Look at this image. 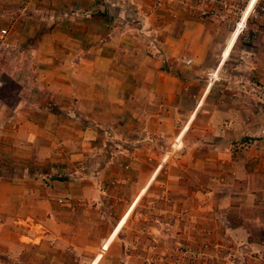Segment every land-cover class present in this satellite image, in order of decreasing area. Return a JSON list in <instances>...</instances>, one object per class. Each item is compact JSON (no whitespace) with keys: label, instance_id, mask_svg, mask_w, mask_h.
<instances>
[{"label":"crops","instance_id":"crops-1","mask_svg":"<svg viewBox=\"0 0 264 264\" xmlns=\"http://www.w3.org/2000/svg\"><path fill=\"white\" fill-rule=\"evenodd\" d=\"M72 1L48 6L47 28L31 41L29 20L0 21L8 29L2 50L28 56L19 65L0 58V78L18 86L13 104L0 103V157L23 173L33 158L63 171L48 183L0 176V264H117L122 226L115 235L112 228L154 180L160 155L176 156L169 187L196 219L188 236L218 243L226 264H254L264 241V117L254 106L257 93L264 97V40L239 48L247 73L213 86L215 72L206 70L218 71L236 40L214 60L222 45L211 24L152 16L128 28L78 14L85 6ZM71 10L76 17L65 20ZM138 28L144 34L125 32ZM246 90L253 99L244 105ZM161 141L168 147L160 150ZM116 184L131 198L114 218ZM107 210L111 223L100 227Z\"/></svg>","mask_w":264,"mask_h":264},{"label":"rangeland","instance_id":"rangeland-1","mask_svg":"<svg viewBox=\"0 0 264 264\" xmlns=\"http://www.w3.org/2000/svg\"><path fill=\"white\" fill-rule=\"evenodd\" d=\"M72 2L74 1L0 0V21L11 18L16 19V23H23L24 18L29 20V28L31 29L30 32H32L29 36L31 41L34 38L36 39L39 33L47 28L45 26V24L47 25L45 15L48 14L44 10L48 6L70 5ZM82 4L85 7L83 10H79L78 14L85 12L88 17H93L98 22L106 21L110 16L113 20L122 22V24L126 23L128 28L133 23L140 26L137 22H145L152 19V16L154 19L159 16L161 20H170L171 22L175 20V23L189 19L198 21L201 24H208L207 26L211 24L212 26L207 29L209 35L217 38V42L222 45L216 49L214 60L218 57L219 49L223 47L224 43L226 44L221 51L220 58L227 56L234 40H236L230 54L225 58L218 71H214L211 67L206 70L208 77L211 76L212 72H215V83L213 86H216L215 84L217 83H232L234 72L247 73L249 65L245 61L247 55L243 51L239 53V48L246 50L255 45L260 47L257 43L262 44V40H264V0H82ZM88 5L90 8L93 7L92 12L87 11ZM107 10H109L108 13L106 12ZM28 15L30 16L28 17ZM64 16L65 20H67L69 17H76V14L71 10L69 14H64ZM178 29L177 26L175 29L172 28V31L177 34L179 33ZM161 30L159 35H161ZM143 31L145 30L139 28L133 29V31L125 30L126 33L131 32L134 34H142ZM5 41L6 39L4 38L0 42V58L3 63L9 64V61L12 62L14 59H19L16 62V65H19L22 62L20 60L28 59V56L20 57L15 52V49L8 52L3 51L2 49L6 47L3 45ZM239 54L242 57H238ZM220 58L218 65L221 64ZM0 80L2 81L0 84V103L2 105L8 103L11 105L16 100L18 86L6 77H2ZM241 82L246 89L248 85L250 86L247 80ZM247 91H242L239 94L241 95L240 102H242V99L245 100V102H242L244 105H247V99H253V96H249ZM252 92L255 91L251 89ZM254 99L256 101L254 106L259 112L258 115L264 117L263 93H260L259 96L257 93ZM241 112L243 116H247V108L242 109ZM205 142L207 145L211 144L210 141ZM159 144L158 148L160 150L169 145L168 142L165 143L163 141ZM179 144H181L180 141L173 147L176 152L184 147L182 145L179 146ZM171 157L174 158L176 156L167 157L166 155H160L157 158L158 166L160 167L162 164V167L154 180L146 190L145 187L137 193L127 210L113 226L114 235L122 226L117 239L121 242L123 252L119 254V246L113 248L115 249L114 251L118 252L117 264H189L190 259L186 255L185 250L199 247L201 243L199 235L188 236L187 232L188 229L196 227V219H192L194 214H190L188 210L190 208L180 205L173 199L176 196L174 194L178 192L175 193V189L169 187L171 183L168 179L167 166L171 165L169 164ZM26 164H28V171L23 173V164H11V162H6L0 157V176L42 179L44 183L63 177L62 170L54 171L49 162L40 158L28 160ZM153 175H151L150 180ZM115 186L118 187L115 188ZM112 187H114L113 193L119 198L116 205L112 206L115 218L123 204L126 205L131 197L128 195L129 189L125 186L116 184L112 185ZM138 197L139 199L137 200ZM110 210L106 211V218H103L106 221H101L100 227L104 224H109L110 221L107 218H109L108 212ZM129 211L130 213L127 216ZM96 225L95 231L98 232L100 227L99 224ZM91 264L94 263L91 262Z\"/></svg>","mask_w":264,"mask_h":264},{"label":"built area","instance_id":"built-area-1","mask_svg":"<svg viewBox=\"0 0 264 264\" xmlns=\"http://www.w3.org/2000/svg\"><path fill=\"white\" fill-rule=\"evenodd\" d=\"M8 35V29L5 26H0V42ZM208 235V233H206ZM189 257V264H226L223 254V248L218 243H213L210 240H202L199 247L196 249L185 250ZM254 264H264V241L262 242V250L257 252L253 257ZM227 264H233L228 262Z\"/></svg>","mask_w":264,"mask_h":264}]
</instances>
